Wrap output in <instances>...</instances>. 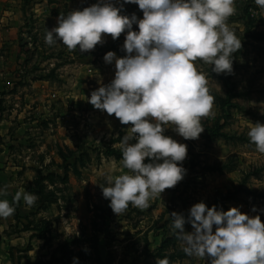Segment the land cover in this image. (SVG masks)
Segmentation results:
<instances>
[{"label":"rangeland","instance_id":"374dc122","mask_svg":"<svg viewBox=\"0 0 264 264\" xmlns=\"http://www.w3.org/2000/svg\"><path fill=\"white\" fill-rule=\"evenodd\" d=\"M96 2L0 0L2 13L7 11L1 36L8 40L0 48L8 58L2 86L11 99L7 107H0V114L11 116L9 131L16 141L3 142L7 152H0V169H11L0 180L12 184L11 200L18 190L38 197L31 207L23 199L15 204L10 227L31 231V237L40 240L46 264H72L73 257H78V264H157L163 259L168 264H208L182 251L170 229V213L187 218L190 207L203 201L223 210L239 206L264 221V153L247 136L249 125L264 123V9L254 0H236L229 24L242 47L233 53L232 74H217L196 61L214 97L215 115L202 118L205 129L198 139L165 130L187 146L180 162L187 169L184 178L151 200L148 208L130 204L118 216L101 186H107L104 173L111 166L119 174V142L130 124L96 109L87 97L114 78V63L103 57L109 50L125 55V34L115 40L107 34L103 44L86 52L69 51L60 41L52 46L44 42L60 14ZM112 2L119 6L123 0ZM39 8L46 18L39 19ZM122 12L143 15L135 3H125ZM184 228L192 231L187 219Z\"/></svg>","mask_w":264,"mask_h":264},{"label":"clouds","instance_id":"9594fccd","mask_svg":"<svg viewBox=\"0 0 264 264\" xmlns=\"http://www.w3.org/2000/svg\"><path fill=\"white\" fill-rule=\"evenodd\" d=\"M125 3L137 4L142 18L124 14ZM254 3L264 9V0ZM236 11V0H123L119 6L112 0H97L60 14L57 25L46 31L45 44L60 41L69 51L80 52L103 44L107 34L113 40L125 34V55L109 50L103 57L106 63H114V78L87 97L96 109L114 114L121 124H130L119 142V174L111 166L104 173L107 186H101L118 216L130 204L148 208L151 200L161 198L166 188L186 175L180 162L186 158L187 146L165 130L172 128L185 139H198L205 129L202 118L215 115L214 97L196 61L210 65L217 74H232L233 53L242 47L229 24ZM247 136L264 153V123L249 125ZM37 198L18 190L11 203L0 199V218L11 217L21 199L31 207ZM170 216V229L187 256L208 264H264V221L259 214L249 215L239 206L227 210L208 207L200 201L190 207L187 218L176 211ZM186 219L192 231H185ZM72 264H78V257H73Z\"/></svg>","mask_w":264,"mask_h":264},{"label":"crops","instance_id":"0c3cea01","mask_svg":"<svg viewBox=\"0 0 264 264\" xmlns=\"http://www.w3.org/2000/svg\"><path fill=\"white\" fill-rule=\"evenodd\" d=\"M6 13L7 11L2 13V8L0 7V48L3 45H8L7 37L5 35L1 36V26H3V22H6L7 20L5 16ZM38 14L40 15V20L46 18V13L43 8H39ZM13 19L17 20L16 17ZM7 59V52L4 51V53H2L1 51L0 107H7L11 100L8 90L2 86V80L8 75V70L3 67V62H5ZM32 84L35 85L34 82H32ZM43 91L44 90H42V92ZM11 119V116H8L6 112L2 115L0 114V152H7V149L4 145L5 141H10L11 143L16 142L14 139L15 136L11 137L12 131L11 133L9 131L10 127L13 126ZM12 129H14V127H12ZM9 168L11 169V167L2 166V169H0V176L4 173H7ZM9 187H12L10 181L0 180V189H4V193L0 194V199H7L11 203L12 200L9 196ZM12 222V216L9 218H0V264H46V257H41V254L44 253V249L41 247L40 240L33 238V236L31 237V231L17 232L16 230L11 229L10 226Z\"/></svg>","mask_w":264,"mask_h":264},{"label":"trees","instance_id":"16d2710c","mask_svg":"<svg viewBox=\"0 0 264 264\" xmlns=\"http://www.w3.org/2000/svg\"><path fill=\"white\" fill-rule=\"evenodd\" d=\"M50 73H51V75H53V74H52V70L49 71V74H50ZM121 155H122V154H121ZM230 170H232V169L229 168V169H227L226 171H230ZM224 172H225V171H224Z\"/></svg>","mask_w":264,"mask_h":264}]
</instances>
